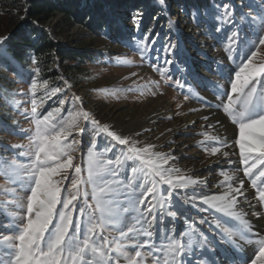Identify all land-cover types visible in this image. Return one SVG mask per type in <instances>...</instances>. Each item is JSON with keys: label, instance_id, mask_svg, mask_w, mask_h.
I'll return each instance as SVG.
<instances>
[{"label": "rangeland", "instance_id": "obj_1", "mask_svg": "<svg viewBox=\"0 0 264 264\" xmlns=\"http://www.w3.org/2000/svg\"><path fill=\"white\" fill-rule=\"evenodd\" d=\"M14 1L0 0V37H8L7 26L13 15L18 13ZM98 1L102 3L104 11L109 13L108 18L119 23L121 30L119 35L122 38H118V23H113L109 32L108 25L103 22L105 18H101V26L96 30H91L79 22L69 20L59 12L45 22L34 21L36 30L45 29L54 36L61 47L84 50L87 54L92 53L95 57L83 62L56 63L54 67L59 73H57L56 82L53 84L48 80H43L39 72L34 69L32 74L26 72L25 77L13 72H6L10 73V83L14 86L8 87L7 91L10 96H4L6 99L4 102L8 104L10 114L6 115V125H0V129H7L8 125H13L17 134H10L12 129L0 130V145H23L25 147L14 149L12 153L0 156V213H2L0 214V223H5V214L9 220L17 222L23 218V212L16 206L14 195L19 196L23 201L26 192L21 188H16L13 193L12 181L5 175V172L10 170L3 166L2 162L7 159L14 160L17 164L27 165L29 163L30 153L27 146L30 143L28 137L34 130V121L30 117L32 115V100L35 98L38 112L41 115L47 114L58 105L61 109V117H68L69 110L73 113L87 111L102 124H108L111 129L138 142L137 146L155 145L153 151L174 156L175 159L170 160L169 165L180 169L182 175L207 181L206 184L192 185L188 189L177 190L179 196L190 197L196 193L217 194L222 192L223 189L217 187L224 180V177L219 175L221 169L229 175H235L234 187L238 186L239 180H244V196L238 198V207L247 214L244 218L251 222L253 230L259 231L261 237L264 238V218L258 219L252 215L254 211L264 214V204L257 202L258 193L251 188L249 177L244 176L242 171L235 172L238 166L241 169L243 167L239 165L238 147L222 149V151L230 152V156L224 160L222 158L225 157L210 153V148L217 146L210 137L216 135L226 137L229 145H232L238 138V127L231 122L222 109L216 108V104L219 102L216 96L229 88V73L231 69L240 64L243 52L247 51V45L256 41L258 35H264V23H262L264 0H254V3L262 9L261 15L257 14L252 6L249 7V4L244 0H216L218 14L211 11L208 15L202 14L198 20H193L189 15L190 12L182 11L179 6L174 4V0H166V8H163L158 0H152V6L155 8L154 16L161 18V25L165 26V31L163 43L158 44L154 37L152 39L155 41L154 48L152 44H148L150 51L154 49L152 50L154 52L152 56L145 54L143 59L140 53L135 50L140 38L136 37L137 30L134 29L133 21L129 16L137 11L142 14L144 12L133 8L130 4L109 9L107 0ZM221 5H228L229 8L234 9V13L231 16L225 15V9ZM241 12L250 17L251 28L245 23ZM217 27L220 28L218 32L216 31ZM234 32H238L240 39L244 41L240 46L239 53L228 50V38ZM29 35L34 39L38 37L37 33L30 30ZM178 37L181 46L186 49V57L192 66V71L189 74L183 64H178L177 67L180 71L173 69L171 72L173 79L165 82L166 78L161 79L160 75L153 71L151 62L156 61L158 65H164L165 59L168 58L164 47L169 40L175 42ZM232 47L235 48L234 45ZM3 48L5 51L4 45ZM4 51L0 53L1 56L4 55ZM260 52L264 54V46H260ZM234 54L240 56V59H237L235 63L229 59ZM255 59L257 63L264 62L260 56ZM126 60H130L132 63H124ZM218 63L224 66L222 73L216 71ZM209 68L213 70L210 71ZM176 80H180L181 83L186 81L185 87H178L174 83ZM64 81H67V85ZM153 81H158L159 87H156L152 83ZM31 82H35V89L31 88ZM57 87L61 91L53 95L51 90ZM186 95L188 99H185ZM77 96L80 97L79 100L74 99ZM199 97L206 98L212 104V108H204ZM60 100L64 101L63 105L60 104ZM169 105L171 111H169ZM239 107L238 104L237 108ZM192 109H196V111H192ZM25 113L28 114L27 117ZM205 115L209 116L207 121L203 119ZM185 116H193L195 123L184 126L182 119ZM217 121L220 123L217 124ZM79 123L80 126L91 129V125L82 117H80ZM144 129H150V131H144ZM136 132H140V135H135ZM73 137L81 141L72 153L73 162L84 167L85 171L82 175L86 176L85 162L91 132L88 131L80 135L78 131H74L69 140H72ZM109 144L110 138L101 134L97 138V151H102ZM122 151L126 153L127 146L118 145L113 151L104 153L101 159L115 161ZM229 160L233 163H228ZM130 166H132V161H127L119 168L118 175L113 177L108 172L102 175L109 183L116 180L119 184L127 185L132 176ZM167 166L165 165V167ZM115 167V164L109 166L110 169ZM72 174V171L69 170L68 175ZM137 175L141 179L136 183L142 182L143 173L139 172ZM68 183L65 181L64 187H67ZM24 187L26 189L27 186ZM167 188V185L161 186L162 195H167ZM88 190L91 191V186H88ZM119 199L123 202V195H120ZM172 199L182 215L175 220L165 215L161 222L162 210L157 208L155 213L157 219L151 230L154 233L153 240L158 248L167 245L166 236L180 237L181 233L186 231L191 233L195 230L207 234L208 238L217 244L219 251L224 252L230 247L228 239L225 238L226 234L221 229L216 228L213 221L219 219L226 227L242 228L239 221L231 220L214 209L200 212L201 203L199 200L186 204L176 196ZM81 203L82 200L77 201L78 206ZM136 215L138 214L131 210L124 213L126 225H132ZM75 216H78V213H74ZM202 218L206 221L205 223H200ZM8 226L11 227V225ZM119 227V225L109 226L104 230L103 235L107 236L110 241L109 250L112 252L114 260L117 255L115 249H119L123 253L119 256L116 264H127L124 254L134 255L131 245L136 241L121 237ZM124 230L126 231L127 227ZM237 239L239 248L235 264H245L247 258L252 254L253 248L258 247V239L255 236L244 240H240L238 237ZM144 252L145 264H151L152 257L147 255L146 250ZM196 255L198 257L199 253ZM0 259H6L4 249H0ZM194 259L191 256L185 257V264H191ZM229 264L232 262L229 261Z\"/></svg>", "mask_w": 264, "mask_h": 264}, {"label": "snow or ice", "instance_id": "obj_2", "mask_svg": "<svg viewBox=\"0 0 264 264\" xmlns=\"http://www.w3.org/2000/svg\"><path fill=\"white\" fill-rule=\"evenodd\" d=\"M158 3L163 8L167 7L166 0H158ZM221 7L225 9V15L231 16L234 13V9L229 8L228 5ZM189 15L193 20H197L201 11L194 7ZM129 18L133 21L134 29H138L143 14L137 11ZM95 22L99 26L100 21ZM103 22L108 25L109 32L112 24L118 23L107 17ZM216 31H220V28L217 27ZM151 36L152 30H149L136 44L135 50L140 53L142 59L149 51L148 44H152L154 48L155 41L150 39ZM118 38H122L119 35V23ZM9 39L6 36L0 37V53L4 51L3 45ZM228 40L229 52L239 53L240 46L244 43L239 33L234 32ZM233 45L235 48L232 47ZM260 46H264V35H258L256 41L247 45V51L243 52L240 64L229 73V88L216 96L219 101L216 108L222 109L238 127V138L229 145L226 137L219 135L210 137L217 145L210 148V153L227 158L230 152L222 149L238 147L239 165L243 167L241 169L238 166L235 172L242 171L244 176L249 177L251 188L258 193L257 202L264 204V179H262L264 178V62L257 63L255 59L260 56L264 61ZM164 51L168 54L164 65H158L156 61L151 62L153 71L157 72L161 79L166 78L165 82L172 80V70L180 71L178 64H183L187 72L191 73L192 66L188 63L186 49L181 46L179 37L175 42L169 40ZM229 59L235 63L240 56L234 54ZM32 63L37 64V61L33 59ZM124 63L131 64L132 61L126 60ZM209 70L213 69L209 68ZM223 70V64L218 63L216 71L222 73ZM36 71L38 72L39 69L37 68ZM64 83L67 85V81ZM152 83L159 87L158 81ZM174 83L183 88L186 81L181 83L180 80H176ZM31 88H36L35 82H31ZM60 91L58 87L51 90L53 95ZM74 99L79 100L80 97ZM185 99H188L187 95ZM199 99L204 108H212V104L206 98L199 97ZM60 104L63 105L64 101L60 100ZM238 104L239 108H237ZM60 112V108H55L41 115L33 98L30 118L34 121V130L28 137L30 143L27 146L30 161L27 165L7 159L2 162L3 166L10 170L6 171L5 175L12 181L13 193L16 188H21L25 190L26 195L23 201L19 196L14 195L16 206L23 212L22 220L19 222L9 220L5 214V223H0V249H4L6 253V259H0V264H116L123 253L115 249L117 255L114 260L109 250L110 241L103 232L109 226L117 225L120 226L118 230L121 237L136 241L131 245L134 255L124 254L127 264H145L144 250L152 257L151 264H185V257L189 256L195 258L191 264H229V261L235 264L239 248L237 237L244 240L250 236L258 239V247L253 248L245 264H264V238L259 231L253 230L251 222L244 218L247 214L238 207V198L244 196V180H239L238 186L234 187L235 175H229L221 169L219 175L223 176L224 180L217 187L222 188V192L196 193L190 197L179 196L177 190L206 184L207 181L182 175L180 169L169 165V161L175 159L174 156L153 151L155 145L137 146L138 142L111 129L108 124H102L87 111L73 113L69 110L68 117H61ZM25 115L28 116L27 113ZM80 117L91 125V129L80 126ZM203 119L207 121L209 116L205 115ZM7 129H12L10 134H17L13 125H8ZM74 131H78L80 135L91 132L85 162L86 176L82 175L85 171L84 167L73 162L72 153L81 143L75 137L69 140ZM101 134L110 138V144L102 151H97V138ZM135 135L139 136L140 132H136ZM118 145L127 146V152L122 151L115 161L101 159L104 153L113 151ZM23 147L25 146L0 145V156ZM127 161H132L130 166L132 176L127 185L119 184L116 180L109 183L102 175L105 172L113 177L118 175L119 168ZM228 163L233 162L229 160ZM113 164L116 167L110 169L109 166ZM69 170L73 173L71 176L68 175ZM139 172L143 173L142 182L136 183L141 179L137 175ZM65 181L69 182L67 187H64ZM162 185L168 186L166 196L161 193ZM88 186H91V191L88 190ZM120 195L124 197L123 202L119 199ZM174 196L186 204L199 200L200 212L214 209L231 220L239 221L242 225L239 229L226 227L219 219L213 221L216 228L226 234L225 238L228 239L230 247L220 252L217 244L210 240L207 234L193 230L191 233L187 231L181 233L180 237L166 236L167 245L158 248L151 230L157 219L155 215L157 208L162 210L161 222L165 215L173 220L182 215L173 202ZM78 200H82L79 206ZM130 210L138 215L134 217V223L129 226L124 222V213ZM74 213H78V216L74 217ZM252 215L258 219L264 218L261 212L254 211ZM205 222L203 218L200 220V223ZM125 227H127L126 231ZM197 253H199L198 257Z\"/></svg>", "mask_w": 264, "mask_h": 264}, {"label": "trees", "instance_id": "obj_3", "mask_svg": "<svg viewBox=\"0 0 264 264\" xmlns=\"http://www.w3.org/2000/svg\"><path fill=\"white\" fill-rule=\"evenodd\" d=\"M152 0H107L108 8L114 9L116 6L130 4L133 8L143 11V19L140 26L136 29V37L144 36L146 32L152 30L150 39H157L160 45L163 43V34L165 26L161 25V18L154 16L155 8L152 6ZM253 7L254 11L261 15V10L254 0H244ZM17 14H14L7 26L8 37L5 42L4 55H0V125H6V115L10 114L8 104L4 102V96L9 97L8 87L11 84L8 72L17 75L26 76V72H32L39 69V75L43 80H48L51 84L56 82V75L59 73L54 65L58 62L67 61H85L92 59L95 55L86 53L84 50L61 47L54 39V36L45 29L36 30L34 21L45 22L56 13H63L66 18L79 22L82 25L96 30L101 26V18H108V12L104 11L103 5L98 0H15ZM174 4L179 6L182 11L191 12L195 7L200 9L201 15H208L211 11L218 14L216 0H174ZM242 17L250 28L251 19L244 12ZM200 15V16H201ZM197 18V20L200 18ZM95 21H100L97 26ZM29 30L38 34V39L29 35ZM118 31V30H117ZM119 34L121 30L119 29ZM148 56L153 52L148 45ZM31 57V59H30ZM37 64H33L32 60ZM3 67V68H2ZM2 69V71H1ZM34 69V70H33ZM70 78V77H68ZM59 108V105L57 106Z\"/></svg>", "mask_w": 264, "mask_h": 264}, {"label": "bare ground", "instance_id": "obj_4", "mask_svg": "<svg viewBox=\"0 0 264 264\" xmlns=\"http://www.w3.org/2000/svg\"><path fill=\"white\" fill-rule=\"evenodd\" d=\"M166 107V106H165ZM172 109H171V107H170V105H169V111H171ZM180 122V121H179ZM182 122H183V125L184 126H190V125H192V124H194L195 123V118L193 117V116H185L183 119H182ZM175 126V125H174ZM175 130V129H174ZM223 160L224 159H226V158H222ZM221 159V160H222ZM222 160V161H223Z\"/></svg>", "mask_w": 264, "mask_h": 264}]
</instances>
